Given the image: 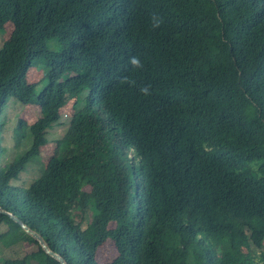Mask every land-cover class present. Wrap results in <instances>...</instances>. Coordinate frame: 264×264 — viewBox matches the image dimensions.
<instances>
[{
    "label": "trees",
    "instance_id": "obj_1",
    "mask_svg": "<svg viewBox=\"0 0 264 264\" xmlns=\"http://www.w3.org/2000/svg\"><path fill=\"white\" fill-rule=\"evenodd\" d=\"M6 23L0 117L10 99L40 116L4 164L0 121L3 210L66 264H264V0H0ZM73 100L39 176L14 185ZM0 226L7 247L37 248L1 264H60L9 216Z\"/></svg>",
    "mask_w": 264,
    "mask_h": 264
},
{
    "label": "rangeland",
    "instance_id": "obj_2",
    "mask_svg": "<svg viewBox=\"0 0 264 264\" xmlns=\"http://www.w3.org/2000/svg\"><path fill=\"white\" fill-rule=\"evenodd\" d=\"M11 27L10 23H6L0 30V47L2 46V43L8 39L9 34L11 33ZM56 46L54 40H50L47 44L49 50L58 49ZM44 71L45 68L38 62H35L34 65L28 69L26 74V81L29 84H35L36 93L40 92L45 86ZM73 106L74 100L69 102L65 108L62 109L61 116L63 117L60 118L59 123H62L63 125L55 126L49 133H47V145L41 149L40 154L30 161L24 171L19 174L18 180L13 182L14 185L20 188H25L32 180L39 176L41 173L40 169L44 168L47 159L53 154L54 141L62 136L66 128L64 115H67V117L68 115H71ZM4 111V116L0 117V121L4 123L2 131V145L4 151L1 157L3 164L10 162L15 156L28 149L31 144V136L29 128L23 126L30 125L40 116V109L37 104L22 105L13 99L8 100ZM19 122L23 125H21L22 128L18 127L20 124ZM2 231L3 226H0V233ZM6 245L7 244L0 239V264L6 259H21L37 249L34 245L26 243H17L10 247H7ZM114 254L111 244L106 243L98 250L97 261H109L114 257Z\"/></svg>",
    "mask_w": 264,
    "mask_h": 264
},
{
    "label": "clouds",
    "instance_id": "obj_3",
    "mask_svg": "<svg viewBox=\"0 0 264 264\" xmlns=\"http://www.w3.org/2000/svg\"><path fill=\"white\" fill-rule=\"evenodd\" d=\"M151 21H152V28L153 29H157L159 28L162 24H163V18L161 16H159L156 13H153L151 15ZM128 65L130 67H132L133 69H140L142 70L144 68V63L141 60V58L139 56H133L130 57L128 60ZM122 84H126L130 87H135L136 86V81L134 80H128V79H122L120 81ZM140 95L144 96V97H148L151 96L153 94L152 89H151V85H144L142 87H140L138 89ZM65 116V115H64Z\"/></svg>",
    "mask_w": 264,
    "mask_h": 264
},
{
    "label": "water",
    "instance_id": "obj_4",
    "mask_svg": "<svg viewBox=\"0 0 264 264\" xmlns=\"http://www.w3.org/2000/svg\"><path fill=\"white\" fill-rule=\"evenodd\" d=\"M0 214L3 215H7L9 216L14 222H16L21 228L22 230L28 234L29 236H31L34 240L37 241L40 249L48 256H50L51 258L55 259L56 261H58L60 264H66L65 261L56 253H54L52 250H50L46 244V242L42 239V237L37 234L35 231L29 229L26 225L23 224V222H21L20 220H18L16 217L12 216L11 214L7 213L5 210H3L0 207Z\"/></svg>",
    "mask_w": 264,
    "mask_h": 264
}]
</instances>
